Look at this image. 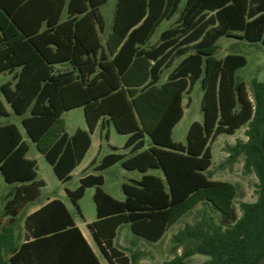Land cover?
Wrapping results in <instances>:
<instances>
[{"label":"trees","instance_id":"obj_1","mask_svg":"<svg viewBox=\"0 0 264 264\" xmlns=\"http://www.w3.org/2000/svg\"><path fill=\"white\" fill-rule=\"evenodd\" d=\"M107 1L0 0V73L12 74L1 86L5 101L64 183L87 154L99 123L102 132L113 124L128 136L123 147L128 153L112 147L113 153L91 162L96 173L83 175L75 190L66 189L80 213L78 201L94 188L97 218L88 229L109 264H136L135 256L130 259L115 246L119 227L129 224L134 235L156 243L198 204L210 205L221 220L206 215L186 225L175 237L184 252L167 264L194 255L209 257L204 264H257L264 256V81L254 80L250 95L236 78L246 57L216 54L222 37L264 45V0H186L174 25L149 49L136 45L146 44L163 21H170L182 0H116L105 56L98 52L105 30L100 7ZM183 56L167 82L158 85L163 69ZM199 81L203 122L191 124L186 144L175 142L183 97ZM76 108H83L88 130L69 135L63 115ZM0 116H8L1 99ZM244 126L247 141L229 146V160L244 155L245 169L253 170L261 185L255 202L240 204L239 215L237 185L212 180L210 168L213 143ZM29 149L16 124H0V172L16 185L7 195L9 226L0 233V264H101L60 200L26 217L25 239L16 242L23 207L45 185L37 161L27 157ZM118 163L143 174L123 184V201L103 189L102 172Z\"/></svg>","mask_w":264,"mask_h":264},{"label":"rangeland","instance_id":"obj_2","mask_svg":"<svg viewBox=\"0 0 264 264\" xmlns=\"http://www.w3.org/2000/svg\"><path fill=\"white\" fill-rule=\"evenodd\" d=\"M186 0L181 1V7L179 12L171 19V21H164L157 29L155 35H158L161 31L173 25L178 17L179 13L185 5ZM115 8V0H110L107 4L101 7V13L105 19L106 25L109 28L113 20V11ZM66 17V11L63 14V19ZM220 49L217 53V58H223L226 54L238 53L242 54L247 59V65L236 72V78L238 81L245 82L250 95L253 94L252 82L254 80L264 81V45L262 44H250L246 41L238 38L222 37L218 41ZM10 79L9 75H0V84ZM203 91L201 88V82H197L194 86L190 97L189 107H185V115L181 122L175 127L173 133V139L175 142L186 144L188 129L193 121L203 120V114L201 111V99ZM0 96L2 97L1 89ZM186 96L185 102L189 98ZM2 100V99H1ZM4 103V101H3ZM6 105V103H4ZM10 116H0V124H16L24 140L29 144V152L27 157L35 159L37 161L38 179L43 180L46 183V187L43 189L41 199H45L52 193L60 194L62 199L66 201L69 206L74 219L79 225L86 231L84 221L94 222L96 220V206L93 200L94 188L86 190L84 197L79 201V207L83 214L82 218L76 208L71 204L69 199L64 194V188L67 187L70 190L76 189L80 184L81 171L86 168L91 160L95 157L99 149V130L96 131L93 136V146L82 164L73 172V176L70 182L63 184L55 176L51 165L47 162L44 155H42L37 149L36 145L26 134L25 129L21 124V118L16 116L8 108ZM66 122V130L68 134H73L77 128L87 129V125L84 118L83 108H76L63 115ZM237 137L233 135L223 134L212 145V166L210 170L211 179H222L232 182L238 187V195L234 200V205L240 212V204L242 202L253 203L258 198L259 187L261 181L258 175L253 170H246L245 156L241 155L236 158L235 161L229 160V143H236L239 138H244L245 133L242 130L237 132ZM126 140V136L117 133L113 128L111 129V142L116 146H122ZM103 148L101 155L108 152L105 139L102 140ZM96 173V172H94ZM157 175L162 176L160 170L155 171ZM105 179L103 189L105 192L113 195L118 199H124L123 183H129L131 179L138 178L140 172H130L121 166L120 163L114 165L102 172ZM12 189V185L4 180L3 175L0 172V233L4 228L9 226V217L5 214V205L7 201V195ZM212 216L216 222L221 220V215L214 210L210 205L198 204L191 212L186 214L177 224L169 229L163 238L156 243L148 242L140 237L135 236L130 228L129 224L122 225L115 239L116 248L121 251L128 258L133 259L135 256L136 264H167L178 260V258L184 252V245L177 243L175 237L182 231L186 225H195L200 222L204 216ZM25 213L19 217V221L14 229V236L16 242L20 244L25 239V232L23 229V219ZM9 238V236H8ZM9 242H6L4 248V258L9 259ZM98 254L102 264H109L100 250ZM209 257L203 255H194L183 262L186 264H204L208 261ZM133 264V263H130Z\"/></svg>","mask_w":264,"mask_h":264},{"label":"crops","instance_id":"obj_3","mask_svg":"<svg viewBox=\"0 0 264 264\" xmlns=\"http://www.w3.org/2000/svg\"><path fill=\"white\" fill-rule=\"evenodd\" d=\"M69 0H67V2H68ZM110 0H108L107 1V3L109 2ZM106 3V4H107ZM105 5V4H104ZM104 5H102V6H104ZM101 6V7H102ZM101 7H100V11H101ZM115 7H116V0H115ZM181 7V6H180ZM65 11H66V17H67V9H65ZM64 11V12H65ZM114 11H115V8H114ZM114 11H113V15H114ZM64 14V13H63ZM102 14V13H101ZM66 17L63 19V15H62V20H65L66 19ZM104 18V17H103ZM104 21H105V19H104ZM171 21V20H170ZM164 22V21H163ZM162 22V23H163ZM169 22V21H168ZM161 23V24H162ZM160 24V25H161ZM159 25V26H160ZM174 25V24H173ZM112 26H113V20H112V22H111V25H110V27L108 28L107 27V25H106V22H105V30H104V33L103 34H101L100 35V41H101V44H102V46H103V51H101V52H98V54L100 55V54H102V52L104 53V55L105 56H108L109 55V51H108V47H107V45H106V42H107V40L109 39V37H110V34H111V31H112ZM172 25H169V27H167L166 29H168V28H170ZM159 28V27H158ZM157 28V29H158ZM157 29H156V31H157ZM166 29H164L163 31H165ZM156 31H155V33H156ZM163 31H161L158 35H155V33L152 35V37L149 39V41H147V43L146 44H144V45H142V44H137L136 45V47H139V49H143V48H146V49H149L150 47H152V46H155V45H157L159 42H160V35H161V33L163 32ZM217 55V54H216ZM227 55V54H226ZM225 55V56H226ZM224 56V57H225ZM223 57V58H224ZM184 58V56L183 57H180V58H177V59H175L174 60V62L172 63V65L169 67V68H164L163 69V72H162V74H161V78H160V81H159V83H158V85H162V84H164L165 82H167V80H168V77H169V74L179 65V63L182 61V59ZM219 59H221V58H219ZM59 67V66H58ZM0 75H9L10 76V79L8 80V81H6V82H3V83H1L0 84V89H1V86H2V84H4V83H7V82H9V81H11L12 80V74L11 73H8V72H5V73H0ZM196 85V84H195ZM194 85V86H195ZM194 88V87H193ZM193 90V89H192ZM192 92V91H191ZM2 93V92H1ZM191 94V93H190ZM190 94H185L184 95V97H183V101H182V105H183V109H184V114H183V117H184V115H185V107H189L190 105H188V104H191L190 103V97H189V95ZM186 96L187 97H189L188 99H187V101L185 102V98H186ZM203 96V95H202ZM0 99H2V101H4V103H6V105H5V107H6V109H7V112H8V115L10 116V112H9V110H8V108H10V110H11V107L9 106V104L5 101V99H4V96H3V94H2V97L0 96ZM201 101H202V99H201ZM84 111V110H83ZM11 112H12V110H11ZM13 113V112H12ZM65 114V113H64ZM203 114V113H202ZM183 117H182V119H183ZM85 118V117H84ZM181 119V120H182ZM203 119H204V115H203ZM181 120L179 121V123L181 122ZM21 121V120H20ZM85 122H86V120H85ZM194 122H199V123H202L203 122V120H202V122H200V121H193L192 123H194ZM178 123V124H179ZM191 123V124H192ZM177 124V125H178ZM86 125H87V123H86ZM176 125V126H177ZM175 126V127H176ZM191 126V125H190ZM105 127H106V130H108L109 131V138H108V140L107 139H105L104 138V133H105V131H101V126H100V123L97 125V127H96V129L94 130V132L91 134V140H92V142H91V146H90V148H89V150H88V152H87V154L89 153V151L91 150V148H92V146H93V136L95 135V133H96V131L97 130H99V149H98V151H97V153H96V155H95V157L91 160V162L93 161V160H96L97 161V163L104 157V156H106V155H108V154H110V153H113L114 151L112 150V147H116L118 150L116 151L117 153H128V151L129 150H124L123 149V147H124V144L126 143V141H127V138H128V136L127 135H123V136H126V140H125V142H124V144L122 145V146H116V145H114L112 142H111V129L113 128L115 131H116V129H115V127H114V125L113 124H110V125H108V124H105ZM175 127H174V129H175ZM190 128V127H189ZM78 129V128H77ZM76 129V130H77ZM82 129V128H81ZM174 129H173V133H174ZM246 129H247V126H244V127H242V128H240L239 130H242L244 133L246 132ZM75 130V131H76ZM84 130H88V126H87V129H84ZM189 130V129H188ZM239 130H237L236 131V133L233 135V136H235V138L238 136L237 135V132L239 131ZM117 132V131H116ZM75 133V132H74ZM73 133V134H74ZM118 133V132H117ZM72 134V135H73ZM23 135V134H22ZM69 135H71V134H69ZM24 138V137H23ZM219 138V137H218ZM103 139H105V141H106V146L108 147V152H106V153H103L102 155H101V152H102V148H103V142H102V140ZM174 140V139H173ZM239 140H241L242 142H246L247 141V137H246V135H245V137L244 138H239ZM146 147H148V146H150V140H149V138H146ZM235 143H229V145L230 146H232V145H234ZM87 154L85 155V157L87 156ZM85 157H84V159H85ZM84 159L82 160V162L84 161ZM82 162L80 163V165L82 164ZM91 162L89 163V165L86 167V168H84L82 171H81V177L83 176V175H87V174H90V173H94L95 171L93 170V167H91L90 166V164H91ZM80 165H78L76 168H75V170L80 166ZM116 165V164H115ZM114 166V165H113ZM113 166H111V167H113ZM111 167H109V168H111ZM108 168V169H109ZM108 169H106V170H108ZM124 169V168H123ZM74 170V171H75ZM126 170V169H125ZM210 170H211V168H210ZM73 171V172H74ZM105 171V170H104ZM128 171V170H127ZM155 171H158V170H150L148 173L149 174H155V175H157L156 173H155ZM73 172H72V176H73ZM130 172H134V171H130ZM142 176H143V174H141L140 173V176L138 177V178H134V179H131V181H137V180H140L141 178H142ZM158 176H161V175H158ZM163 176V175H162ZM80 177V178H81ZM71 181V180H70ZM70 181H68V182H70ZM80 181V180H79ZM215 181H223V182H229V181H225V180H222V179H215ZM61 182V181H60ZM68 182H66V183H64V182H62L63 184H67ZM104 183H105V179H104ZM230 183H232V182H230ZM124 184V183H123ZM234 184V183H233ZM236 185V184H235ZM15 186L16 185H12V189L9 191V192H11L14 188H15ZM46 187V183H45V185H44V187L41 189V194H40V196L37 198V199H35L34 201H31V202H29L28 204H26L24 207H23V209H22V211H21V213H20V216L19 217H21L24 213H25V217H24V219H23V229H24V232H25V228H24V220L26 219V217H28L29 215H31V214H33L34 212H36V211H38V210H40L42 207H44L45 205H47L48 203H50V202H52L53 200H60L65 206H66V208H67V210L69 211V213L71 214V216H72V218H73V220H74V222H75V224L79 227V229L81 230V232H82V234H83V236L85 237V239L87 240V242H88V244L90 245V247L92 248V250L94 251V253L97 255V257L99 258V260H100V257H99V254H98V250H100L99 249V247H98V245L96 244V242H95V240H94V238H93V236H92V234H91V232L89 231V229H88V224L89 223H91V222H88V221H84V225L86 226V231H84V229L79 225V223H77V221L74 219V217H73V214H72V212H71V210H70V208H69V206L67 205V203H66V201L65 200H63L62 199V196L60 195V194H56V193H52L51 195H49L48 197H46L45 199H41V196H42V193H43V189ZM66 189H68L67 187H65L64 188V194H65V196L68 198V196H67V193H66ZM70 190V189H69ZM75 190V189H74ZM109 194V193H108ZM123 194H124V192H123ZM111 195V194H110ZM112 197H114L113 195H111ZM115 199H117V200H119V201H123L124 199H125V195H124V199H118V198H116V197H114ZM69 199V198H68ZM69 201L71 202V200L69 199ZM80 201V200H79ZM79 201H78V206H79ZM71 204L74 206V204L71 202ZM75 207V206H74ZM76 208V207H75ZM80 208V207H79ZM76 210H77V208H76ZM79 213V212H78ZM79 215L82 217V218H84L83 217V214H82V212H81V209H80V213H79ZM96 217H97V215H96ZM120 228V227H119ZM119 230V229H118ZM117 234H118V232H117ZM136 236V235H135ZM100 262H101V260H100ZM101 264H102V262H101Z\"/></svg>","mask_w":264,"mask_h":264},{"label":"water","instance_id":"obj_4","mask_svg":"<svg viewBox=\"0 0 264 264\" xmlns=\"http://www.w3.org/2000/svg\"><path fill=\"white\" fill-rule=\"evenodd\" d=\"M175 264H186L185 262H178ZM257 264H264V256L261 258V260Z\"/></svg>","mask_w":264,"mask_h":264},{"label":"flooded vegetation","instance_id":"obj_5","mask_svg":"<svg viewBox=\"0 0 264 264\" xmlns=\"http://www.w3.org/2000/svg\"><path fill=\"white\" fill-rule=\"evenodd\" d=\"M178 263V262H177Z\"/></svg>","mask_w":264,"mask_h":264}]
</instances>
